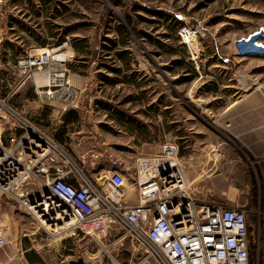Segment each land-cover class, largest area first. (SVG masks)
<instances>
[{"label": "rangeland", "instance_id": "374dc122", "mask_svg": "<svg viewBox=\"0 0 264 264\" xmlns=\"http://www.w3.org/2000/svg\"><path fill=\"white\" fill-rule=\"evenodd\" d=\"M37 1L1 0L5 17L0 24V46L3 41L10 40L21 46L22 50L17 57L11 55L8 49L0 51L6 67L0 73V97L6 98L8 105L43 126L37 119L43 112L37 103H42L36 98L31 79L20 82L22 74L17 61L26 53L57 48L72 60L74 67L89 77L81 98L84 108L83 132L72 135L68 144L62 143L87 175L102 183L107 175L102 169L111 156L123 166L134 164L135 170L139 157L157 155L164 144L176 142L183 169L193 172L191 179L196 194L206 201L229 205L239 203L250 209L248 221L252 263L257 264L259 261L262 264L264 247L258 252L257 246L259 243L264 245V220L255 214L262 203L259 202V185H264L262 172L260 168L256 170V165L243 170L235 168V153L239 149L248 150L233 131L220 127L213 129L211 133L216 144L210 147L204 144L202 131H197L202 130L205 125L203 121L196 131L190 129L191 125L187 121L189 110L203 107L211 99L212 104L219 103V98L205 97L201 87L209 84L210 80L219 82L220 79L218 72L212 75L208 70H202L203 77L198 75L196 78L194 74L188 76L186 70L190 66L187 63L192 54L196 58L208 57L214 52L216 56L247 57L238 53L236 40L264 25V0H50L46 4L42 0V6L39 7L43 14L36 17L41 12L37 10ZM50 10L61 17L47 20L46 17L52 14ZM30 13L33 17L29 18ZM10 16L44 33L53 24L59 28L56 31H59L63 40L59 44L58 38L48 37L49 46L39 47L30 33L18 24L10 23ZM47 21L51 23L46 24ZM172 22H178L180 26L188 24L197 30L192 37L191 48L180 37L177 42L164 36L171 34L169 25ZM73 39L88 41L81 42L80 46L84 50L80 53L74 49ZM88 50H92V54ZM119 52L125 53L124 58L117 57ZM183 52L189 59L186 58L185 65H175L173 61L183 57ZM76 56L81 59H76ZM193 62L196 69H200V65ZM107 66L118 68L119 71L112 72ZM46 78L48 76L44 73L37 75L39 83L47 81ZM110 81L118 84L114 85ZM202 116L199 115L201 119ZM14 124V119L0 107V126L5 131L7 146H13V138H18L22 133ZM206 124L208 126L209 122ZM91 133L94 134V140L100 143L102 155L98 158L83 156L85 149L90 148V143L86 142L87 138L82 140V137ZM194 153L200 157L201 166L193 158L188 163L181 158L182 155L189 158ZM190 162L196 163V166ZM217 171L219 178L215 175L209 178L210 173L215 174ZM205 176L208 177L207 182L211 181L212 184L215 179H221L219 182L223 186L199 190ZM0 224L6 227L8 236V244L0 247L1 261L11 254L21 233L37 228L45 239L64 237L70 255L69 262L157 264L122 230L100 242L79 230H73L75 233L71 234L70 227L66 231L55 227L45 231L16 199L1 191Z\"/></svg>", "mask_w": 264, "mask_h": 264}, {"label": "built area", "instance_id": "2783aa9c", "mask_svg": "<svg viewBox=\"0 0 264 264\" xmlns=\"http://www.w3.org/2000/svg\"><path fill=\"white\" fill-rule=\"evenodd\" d=\"M4 17L0 0V24ZM196 31L188 24L179 29L189 48ZM236 49L242 56L264 57V25L238 38ZM65 55L57 48H43L17 61L20 82L33 79L36 98L45 104L59 101L63 110L82 101V92L67 77ZM192 58L196 61L193 54ZM5 68L0 57V73ZM41 73L49 78L44 84L37 80ZM6 101L0 97V107L22 133L13 138V146H7L0 126V191L16 199L40 228L49 231L73 221L69 233L79 230L96 242L122 230L157 264H253L250 209L239 203L206 201L196 194L179 161L176 142L164 144L157 155L139 157L129 175L111 156L112 168L100 183L43 126ZM261 190L262 208L255 214L264 220V185ZM7 244L6 227L0 224V247ZM262 247L259 243L258 252Z\"/></svg>", "mask_w": 264, "mask_h": 264}, {"label": "crops", "instance_id": "0c3cea01", "mask_svg": "<svg viewBox=\"0 0 264 264\" xmlns=\"http://www.w3.org/2000/svg\"><path fill=\"white\" fill-rule=\"evenodd\" d=\"M40 2L41 0L36 2L37 10H40L39 6H42ZM41 14H43L42 11L39 16H41ZM29 15V18L33 17L32 13ZM54 17L60 18L61 15L50 14V16L46 17V19L52 21ZM49 21H47L46 24L51 23ZM51 25L54 32H59L56 31L59 28L53 24ZM48 30L44 31L47 32ZM47 46H49V44ZM76 59L81 58L76 56ZM71 61L72 60L68 59L67 77L70 80V84L76 90L82 92L86 89L89 83V77L82 74L76 66L74 67L73 62ZM188 61L190 63L187 71L188 76L194 74L196 78L198 75L203 77L202 70H206V72L208 70L213 73L212 75H214V73L217 75L218 72L220 79L219 82L210 80L209 84L207 83L206 86L204 82L202 83L204 86L201 87V89L203 90L205 97L207 95V98H219V103L212 104V99L209 101L206 100L207 102L203 107L197 106L193 109V111L189 110L187 121L189 125H191L190 129L196 131L197 128H200L201 121H203V124L205 125L202 130L199 129L197 131H202L204 134V144H207L210 147L216 144L213 142L214 137L211 133L213 129L220 127L222 129L233 131L235 137L248 150L245 151L244 149H239L235 153V168L243 170L245 168H249L251 165H256V170L260 168L264 178V57L216 56V52H214L211 56L196 58L195 62L200 65V69H196L193 58H190ZM31 80L34 83L35 93V82L33 79ZM214 82L216 83L215 85L212 84ZM110 83L114 85L118 84L114 81H110ZM224 98H226L225 103ZM35 102L37 103L38 101L35 100ZM37 104L42 107L43 111L37 119L44 126V128L61 143L68 144L72 135L83 132L82 113L84 108L82 102L78 106L69 107L67 110L62 109L63 103L59 101L51 102L50 104ZM200 114L203 115L202 119L199 117ZM199 118L201 120H199ZM207 121L209 122L208 126L206 124ZM86 138L88 139L86 142L90 143V148L87 147L85 149L83 156L91 155L92 157L98 158L102 155V152L100 151V143L94 140V134L91 133V135H83L82 140ZM189 156L190 157L188 158L187 155H182L181 158L186 159L187 163L193 158L197 164H201L200 157H196L195 153L190 154ZM104 164L105 167L102 171L108 173L112 168L111 163L107 160ZM189 164L196 166V163L190 162ZM203 165L205 166V164ZM134 167V164L132 166L128 164L123 166L121 162L118 166V168L121 169L125 175L131 174L130 172L134 170ZM186 175L190 182L194 183L193 179H191V177H193V172L186 170ZM212 175L218 177L220 174L219 171L215 174L210 173L209 178H211ZM207 176H205V180L201 182L202 184L198 187L199 190L223 186V184H220L219 182L221 179H215V182L217 183L214 182V184H212L211 181L210 183L207 182ZM261 189L262 186L259 185V194L262 192ZM63 239L64 237L62 236L54 240L45 239L39 232V229L32 228L26 233H21L20 238H18L15 242L14 248L10 251L11 254L8 255V258L5 261H1L2 259H0V261L2 264L67 263L70 255L67 252L64 244L65 240Z\"/></svg>", "mask_w": 264, "mask_h": 264}, {"label": "trees", "instance_id": "16d2710c", "mask_svg": "<svg viewBox=\"0 0 264 264\" xmlns=\"http://www.w3.org/2000/svg\"><path fill=\"white\" fill-rule=\"evenodd\" d=\"M30 1H33V0H30ZM42 1V0H41ZM44 4H46V3H48V2H50V0H48V1H45V0H43L42 1ZM35 9V8H34ZM34 11H37L36 9L34 10ZM38 11H41V9L40 10H38ZM51 11V15H54L53 14V10H50ZM41 13V12H40ZM40 13H37L36 14V16L37 17H39V15H40ZM10 23L12 24V25H14L15 23L16 24H18L22 29H24L26 32H28V33H30V35H32L34 38H35V40H36V42H37V45L38 46H42V47H44V46H47L48 44H49V42L47 41V38L49 37V38H58L59 39V44L61 43V41L63 40V38H62V35L61 34H59V32H54L53 31V28L50 26V28H49V30L46 32L45 31V33L41 30V31H36V30H33L32 28H29V26H26L22 21H20L19 19H16V18H14V17H12V16H10ZM12 25H10V26H12ZM182 26V25H181ZM180 25H179V23L177 22H175V23H173L172 22V24H171V26L169 25V27L172 29V32H171V34L170 35H168V34H164V36L165 37H167V38H173L174 40H176L177 42L180 40V38H179V34H178V32H179V29H180V27H181ZM27 27V28H26ZM112 43H114L112 40H110ZM81 42H83V43H87L88 41L86 40V39H84V41H80V40H76V39H73V47H74V49L76 50V52L77 53H80V51H83L84 50V47L82 46H80L81 45ZM87 45H89V44H87ZM106 47H108V46H106ZM6 49H8L9 51H10V54L11 55H13V56H15V57H17L18 55H19V53H21V50H22V48H21V46H19V45H17L15 42H12V41H10V40H6V41H3L2 42V44H1V46H0V51L2 50H6ZM88 53H91L92 54V50H90V52H89V50H88ZM26 54H28V53H26ZM79 55V54H78ZM124 56H125V53L124 52H119V53H117V57L120 59V58H124ZM78 57V56H77ZM186 58H189L188 57V55L186 54V52H183V57H181V58H179V59H177V60H175V61H173V63L175 64V65H185V61H186ZM188 65L190 64L189 62L187 63ZM112 72H118L119 70H118V68H113V67H110V66H107ZM188 69L189 68H187V70L186 71H188ZM171 71H174L172 68L170 69ZM105 78V76L103 77V79ZM73 118H75V117H73ZM77 118V117H76ZM21 131V130H20ZM22 132V131H21ZM55 138V137H54ZM55 139H57V138H55ZM58 140V139H57ZM59 141V140H58ZM60 142V141H59Z\"/></svg>", "mask_w": 264, "mask_h": 264}, {"label": "bare ground", "instance_id": "6f19581e", "mask_svg": "<svg viewBox=\"0 0 264 264\" xmlns=\"http://www.w3.org/2000/svg\"><path fill=\"white\" fill-rule=\"evenodd\" d=\"M189 41H190V43L192 42V38L191 39H189ZM66 56V55H65ZM41 74H43V73H41ZM45 74V73H44ZM45 75H47V74H45ZM43 79H45V78H43ZM47 79V81H48V79L49 78H46ZM47 81H45L44 83H46ZM43 82L41 83V84H44ZM72 224H73V221H66V222H64V224H62V225H57V226H55V229L57 228V229H59V230H63V231H66V230H69V227H71L72 226ZM53 229V228H52Z\"/></svg>", "mask_w": 264, "mask_h": 264}]
</instances>
